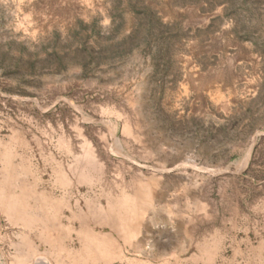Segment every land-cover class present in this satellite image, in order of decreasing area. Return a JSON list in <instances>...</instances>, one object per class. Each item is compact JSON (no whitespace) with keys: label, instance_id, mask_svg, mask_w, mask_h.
<instances>
[{"label":"rangeland","instance_id":"374dc122","mask_svg":"<svg viewBox=\"0 0 264 264\" xmlns=\"http://www.w3.org/2000/svg\"><path fill=\"white\" fill-rule=\"evenodd\" d=\"M54 258L264 264V0H0V264Z\"/></svg>","mask_w":264,"mask_h":264},{"label":"crops","instance_id":"0c3cea01","mask_svg":"<svg viewBox=\"0 0 264 264\" xmlns=\"http://www.w3.org/2000/svg\"><path fill=\"white\" fill-rule=\"evenodd\" d=\"M47 262L44 264H68V263H66L67 262L66 260L59 259V258H54V259H51L50 261H47ZM70 264H78V263H77V261L71 260Z\"/></svg>","mask_w":264,"mask_h":264}]
</instances>
